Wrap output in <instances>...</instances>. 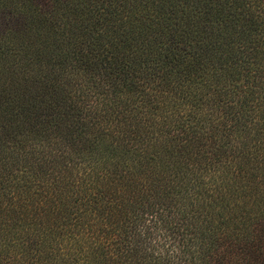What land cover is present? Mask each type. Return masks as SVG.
Here are the masks:
<instances>
[{
    "label": "trees",
    "instance_id": "1",
    "mask_svg": "<svg viewBox=\"0 0 264 264\" xmlns=\"http://www.w3.org/2000/svg\"><path fill=\"white\" fill-rule=\"evenodd\" d=\"M0 264H264V0H0Z\"/></svg>",
    "mask_w": 264,
    "mask_h": 264
}]
</instances>
